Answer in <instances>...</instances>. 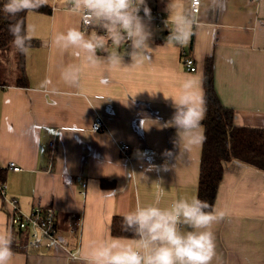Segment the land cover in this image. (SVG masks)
I'll return each mask as SVG.
<instances>
[{"label":"crops","instance_id":"crops-1","mask_svg":"<svg viewBox=\"0 0 264 264\" xmlns=\"http://www.w3.org/2000/svg\"><path fill=\"white\" fill-rule=\"evenodd\" d=\"M146 2L164 19L151 17L147 60L127 67L131 60L125 56L121 68L108 71L88 67L52 44L57 32L81 27L67 0H48V14H26L25 24L37 25V45L23 54L25 81L0 85V231L13 233L11 264H86L81 257L90 244L113 237V217L151 203L160 188L162 207L178 196L196 198L202 139L187 143L174 127L163 126L174 112L163 94H172L185 76L202 82L207 58L215 93L233 111L234 124L264 128V0H200L196 14L190 0ZM178 13L193 21L185 46L165 43ZM105 45L106 52L116 50L107 39ZM10 50L12 59L15 49ZM182 52H189L195 72L185 71ZM72 63L81 67L77 86L61 78ZM155 91L160 92L150 95ZM96 117L103 122L101 132L90 130ZM123 144L129 146L126 156L118 150ZM8 162L20 170L8 169ZM12 201L22 214L37 205L53 209L57 243L44 249L27 231V240L18 237L9 224ZM213 208L225 215L212 225V264H264V172L225 162Z\"/></svg>","mask_w":264,"mask_h":264},{"label":"clouds","instance_id":"clouds-1","mask_svg":"<svg viewBox=\"0 0 264 264\" xmlns=\"http://www.w3.org/2000/svg\"><path fill=\"white\" fill-rule=\"evenodd\" d=\"M48 0H6L0 13L9 21L10 44L19 54H27L37 25L25 24L20 13H35ZM70 14L85 24L99 27L103 36L89 34L79 26L57 32L52 44L62 52L88 67L104 66L105 71L121 68L125 56L138 66L147 60L153 38L150 29L151 10L146 0H67ZM143 12V16L140 13ZM173 27L168 30L165 43L185 46L192 34L193 21L184 14L172 16ZM111 41L116 50L106 52L105 40ZM124 45L123 53L119 46ZM107 53L105 56L98 53ZM81 67L69 64L61 78L69 86L79 84ZM160 91L153 92L152 96ZM171 101L174 112L163 126L174 127L179 140L193 143L201 139L202 120L206 113V98L202 82L194 76H185L172 94L164 95ZM144 127V121L141 122ZM166 170V169H165ZM165 190L160 188L151 203L137 206L121 219V231L130 232L132 243L119 238H102L90 244L81 259L86 264H212L216 255L212 225L223 219L225 213L214 209L198 198L178 196L167 206L161 201ZM13 233L0 231V264H11L13 258Z\"/></svg>","mask_w":264,"mask_h":264},{"label":"trees","instance_id":"trees-1","mask_svg":"<svg viewBox=\"0 0 264 264\" xmlns=\"http://www.w3.org/2000/svg\"><path fill=\"white\" fill-rule=\"evenodd\" d=\"M5 2L6 0H0V7ZM36 12L48 14L50 13V7L45 5ZM26 14L20 13L18 17L22 18L24 23ZM8 23L9 21L0 13V85L5 84L7 81L21 85L25 81L23 54L15 51L12 59L8 56L12 48L10 44L12 37L8 33ZM96 31L100 36L103 33V30L99 27H96ZM35 45H37V42L32 39L31 47ZM185 54L189 56V52H185ZM3 61L6 62L5 65L2 64ZM202 88L206 98V113L201 122L203 138L201 140L196 198L208 202L213 207L225 162L238 161L264 172V128L241 127L234 124L233 111L223 106L215 93L210 58H207L204 63ZM101 184L105 186L107 182L102 181ZM108 184L113 186L111 182H108ZM12 202L14 211L9 216V224L12 216L24 222L25 216L35 214L36 210L49 208L37 205L28 214H22L15 207V202ZM36 214L41 217L38 211ZM121 219L120 216L113 217L110 225L111 235L118 238L135 239L132 233L121 231ZM16 226L18 225L10 224L11 229H17L18 237L27 240V232L30 235L32 229L29 226H25L24 229Z\"/></svg>","mask_w":264,"mask_h":264},{"label":"built area","instance_id":"built-area-1","mask_svg":"<svg viewBox=\"0 0 264 264\" xmlns=\"http://www.w3.org/2000/svg\"><path fill=\"white\" fill-rule=\"evenodd\" d=\"M199 7H200V0H190V12L192 14L198 13ZM150 10H151V17L154 18L157 23H162L164 21L162 15L159 12L153 9ZM140 15L143 16V12H141ZM81 27L82 30L91 29L92 32H95L97 34L95 26L85 24L84 21L82 20H81ZM103 34L104 32L101 34V36H103ZM182 64L186 72L193 73L196 71V67L193 59L190 56H186L185 52H182ZM90 130L93 132H101L103 130V122L99 117H96L93 120L90 126ZM49 148L51 151L54 150V142L52 141L49 142ZM128 148H129L128 145L123 144V145H119L118 150L120 153L126 156ZM7 168L16 172L20 170V168L16 166L14 162H8ZM84 188L85 185L82 184L81 194H84ZM0 193L1 195L4 194V191L1 187H0ZM37 211L41 214V217L39 214H36ZM36 213L25 216L26 218L24 222L12 216L10 218V224H15V225L17 224L18 226L16 227L18 228L20 227L21 229H24L25 226H29L32 229V232H30L31 239L35 241H39L44 249H49L50 247H52L57 243L56 239L54 238V223H55L54 210L51 208H46L44 210L39 209L36 210Z\"/></svg>","mask_w":264,"mask_h":264}]
</instances>
